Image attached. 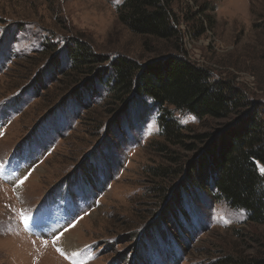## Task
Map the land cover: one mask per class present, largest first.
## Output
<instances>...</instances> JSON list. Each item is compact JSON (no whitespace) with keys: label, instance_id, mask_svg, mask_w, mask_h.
I'll return each mask as SVG.
<instances>
[{"label":"rangeland","instance_id":"374dc122","mask_svg":"<svg viewBox=\"0 0 264 264\" xmlns=\"http://www.w3.org/2000/svg\"><path fill=\"white\" fill-rule=\"evenodd\" d=\"M121 1L0 0V264L264 258V224L178 174L205 146L193 135L235 116L177 111L183 139L197 145L186 150L165 142L151 97L110 90L116 56L145 64L179 53L241 87L264 117V0H175L181 37L172 40L133 33L118 19ZM75 38L107 60L70 69Z\"/></svg>","mask_w":264,"mask_h":264},{"label":"trees","instance_id":"16d2710c","mask_svg":"<svg viewBox=\"0 0 264 264\" xmlns=\"http://www.w3.org/2000/svg\"><path fill=\"white\" fill-rule=\"evenodd\" d=\"M174 1L122 0L116 8L117 16L133 33L179 39L181 29L172 7ZM70 42L66 46L71 53L72 70L107 60L106 56L94 53L86 39L75 38ZM46 45L56 49L53 43ZM145 46H150L149 41H145ZM103 70L107 69L101 67L100 73ZM110 72V90L115 99L128 100L125 97L133 93L155 101L160 108V133L170 145L184 144L186 150L197 147L183 139L186 127L175 116L177 111L199 119L224 120L235 116L215 131L193 135L196 143L204 142L205 146L197 147V154L188 161V169H180L178 174L184 175L181 182L184 187L210 188L216 199L244 209L248 221L264 224V172L259 167L264 166V117L260 105L249 100L230 79H213L209 69L179 53L162 55L145 64L116 56ZM252 105L255 107L247 111ZM158 170L157 174L163 175L170 169ZM236 264H264V258L241 259Z\"/></svg>","mask_w":264,"mask_h":264},{"label":"snow or ice","instance_id":"6c2138e0","mask_svg":"<svg viewBox=\"0 0 264 264\" xmlns=\"http://www.w3.org/2000/svg\"><path fill=\"white\" fill-rule=\"evenodd\" d=\"M260 167V171L261 172H264V166H259ZM27 179V177H24V179L23 180H21L20 181V183L21 184H23L24 183V180H26ZM23 221H24V223H25V225H28V223H29V220H30V217L28 216V215H24L23 217ZM61 235H62V233H61ZM60 239V237L59 236H56L55 238H54V243H55V241L56 240H59ZM58 251H60L61 252V254H64V252H63V250L62 249H57Z\"/></svg>","mask_w":264,"mask_h":264},{"label":"bare ground","instance_id":"6f19581e","mask_svg":"<svg viewBox=\"0 0 264 264\" xmlns=\"http://www.w3.org/2000/svg\"><path fill=\"white\" fill-rule=\"evenodd\" d=\"M39 224V223H38ZM66 241V246H68V248H70V247H74V243L73 242H71V241H69V239H67V240H65ZM72 249V248H71Z\"/></svg>","mask_w":264,"mask_h":264}]
</instances>
